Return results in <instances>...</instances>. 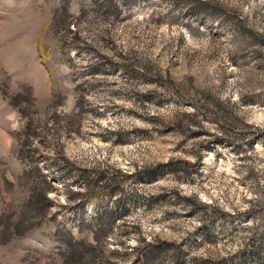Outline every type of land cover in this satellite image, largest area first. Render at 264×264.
<instances>
[{"label":"rangeland","instance_id":"374dc122","mask_svg":"<svg viewBox=\"0 0 264 264\" xmlns=\"http://www.w3.org/2000/svg\"><path fill=\"white\" fill-rule=\"evenodd\" d=\"M35 169L0 264H264V0H0V219Z\"/></svg>","mask_w":264,"mask_h":264},{"label":"trees","instance_id":"16d2710c","mask_svg":"<svg viewBox=\"0 0 264 264\" xmlns=\"http://www.w3.org/2000/svg\"><path fill=\"white\" fill-rule=\"evenodd\" d=\"M34 174V175H33ZM32 173H28L32 187L28 200L22 208L20 214L13 221L6 219L7 217H1V234L4 236V241L9 240L12 236H22L30 229L39 225V223L45 219L46 211L50 207L52 200L47 195V190L50 188L47 175L39 170L35 169ZM15 233V234H13ZM102 229L97 227L93 232V239L96 243H99L102 238ZM66 244V251L62 254V264H96L95 258L97 254L96 249L100 245L86 242L85 240H76L70 237L68 240H64ZM101 243V242H100ZM149 247L145 248L141 254L147 261H154L157 257V252H160V248L154 244H148ZM82 247V249H80ZM143 249V248H142ZM94 252V257L89 256L88 253ZM85 253L86 257H83ZM183 255V251L180 248L176 249V253L173 254L174 260L178 259Z\"/></svg>","mask_w":264,"mask_h":264}]
</instances>
